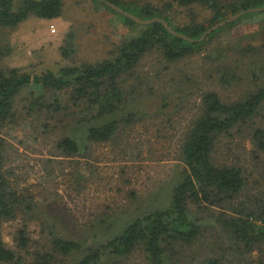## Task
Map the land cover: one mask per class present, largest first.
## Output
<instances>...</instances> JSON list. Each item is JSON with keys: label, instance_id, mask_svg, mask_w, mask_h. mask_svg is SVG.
Returning <instances> with one entry per match:
<instances>
[{"label": "trees", "instance_id": "1", "mask_svg": "<svg viewBox=\"0 0 264 264\" xmlns=\"http://www.w3.org/2000/svg\"><path fill=\"white\" fill-rule=\"evenodd\" d=\"M87 1L117 16L125 26L142 31L124 37L109 57L96 62L73 63L40 74L0 64V264H133L136 255L141 264H264V46L242 50L235 63L251 59L244 63L245 73L236 71L235 75L232 68H224L227 65H217L218 84L232 88L242 81V93L233 101L223 100L215 91L202 93L180 145L183 175L173 186L167 207L137 216L117 234L84 246L56 234L54 220L58 218L53 216L52 205L40 202L28 187L20 186L13 166L19 151L13 141L22 146H28V141L52 143L47 154L51 158L43 159L44 183L49 195L56 194L51 172L53 166L61 169L63 163L57 158L81 155L79 144L68 134L73 126L86 129L84 150L88 151L91 145L113 141L131 131L139 121L132 112L117 115L138 89L130 83L149 85L160 80L161 72L155 77L138 75L147 54L161 57L157 63L169 70L171 64L201 53L220 31L251 17L242 16L203 42L190 44L170 35L160 23L138 25L100 0ZM106 1L144 21L162 19L195 40L239 11L264 6V0ZM64 7L65 0H23L17 8L13 0H0V29L14 30L31 16L57 19ZM68 50L73 54V49ZM146 89L154 92L151 86ZM244 129L243 140L249 147L243 149L260 169L262 183L252 182L257 187L254 193L246 164L240 159L225 163L215 156L222 140ZM58 131L60 137L52 139ZM75 164L77 167L78 162ZM77 171L80 177L75 187L83 181L81 168ZM18 219L22 224L12 235L14 246L9 247L2 239V225ZM206 219L219 228L212 242L206 237L210 232ZM32 222H39L45 245L32 239ZM206 241L210 243L203 251Z\"/></svg>", "mask_w": 264, "mask_h": 264}, {"label": "rangeland", "instance_id": "2", "mask_svg": "<svg viewBox=\"0 0 264 264\" xmlns=\"http://www.w3.org/2000/svg\"><path fill=\"white\" fill-rule=\"evenodd\" d=\"M22 1L13 0V6L17 8ZM97 7L87 0H65L63 14L57 19L47 21L31 16L14 30L0 29L3 51L0 50V64L26 67L40 74L73 63L96 62L109 57V52L124 37L142 31L140 27L125 26L120 18ZM246 15L251 17L220 31L208 40L201 53L171 64L169 70L157 63L161 57L147 54L140 63L138 75L155 77L161 72L160 80L149 85L145 82V86L130 83L138 89L117 115L132 112L139 116V121L131 131L126 130L113 141L91 145L88 151L84 150L86 129L73 126L68 134L79 144L81 155L57 158L63 163L61 169L53 166L51 172L56 194L49 195L44 183L43 159L51 158L47 154L52 143L28 141V146H22L13 141L19 151V158L13 163L16 179L40 202L52 205L53 216L58 218L53 217L56 234L73 238L84 246L95 245L120 232L124 224L135 217L169 205L172 188L184 171L180 145L196 115L202 93L215 91L225 101H233L242 93V81L232 88L218 84L217 65H227L224 68H232L235 75L236 71L245 73L244 63L252 60L245 59L236 65L242 50L264 46V12ZM67 49H73V54ZM225 56L228 60L221 65L219 61ZM148 86L153 87L154 92L147 91ZM232 133V137L222 140L215 156L225 163L240 159L247 166L251 184L260 185V169L254 167L243 149L245 145V149L249 147L243 140L245 129ZM60 135V131L54 132L51 138ZM79 167L83 181L75 187V180L80 177ZM255 184L251 185L252 193L257 189ZM21 224L22 220L18 219L2 225V239L7 246H14L12 235ZM205 224L209 226L206 230L211 232H207V240L212 242V235H217L219 228L208 219ZM30 230L34 241L41 246L46 244L39 222H32ZM208 243L202 246L203 251ZM133 260V264H141L138 255Z\"/></svg>", "mask_w": 264, "mask_h": 264}, {"label": "water", "instance_id": "3", "mask_svg": "<svg viewBox=\"0 0 264 264\" xmlns=\"http://www.w3.org/2000/svg\"><path fill=\"white\" fill-rule=\"evenodd\" d=\"M102 2H104L110 9H112L114 12L132 20L134 23L138 24V25H142V26H147V25H151L153 23H160L164 26V28L166 29V31L174 36L177 37L179 39H182L190 44H194V43H201L203 42L212 32L216 31L217 29H220L222 27H224L227 24L233 23L235 22L237 19H239L240 17L246 15V14H250V13H257V12H264V6L263 7H257V8H252V9H247V10H243V11H239L238 13L232 15L231 17H229L228 19H225L223 21H220L218 23H216L215 25L211 26L210 28H208L199 39H192L190 37H187L185 35H182L178 32H176L174 29H172L168 23L162 19L159 18H154L151 20H147L144 21L138 17H136L135 15H132L130 13H127L125 11H123L122 9H120L119 7L113 5L112 3L106 1V0H100Z\"/></svg>", "mask_w": 264, "mask_h": 264}]
</instances>
